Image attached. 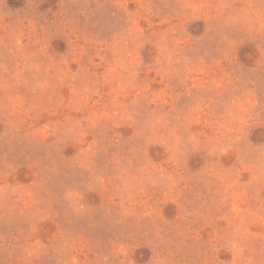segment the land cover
<instances>
[{
	"label": "rangeland",
	"instance_id": "374dc122",
	"mask_svg": "<svg viewBox=\"0 0 264 264\" xmlns=\"http://www.w3.org/2000/svg\"><path fill=\"white\" fill-rule=\"evenodd\" d=\"M0 264H264V0H0Z\"/></svg>",
	"mask_w": 264,
	"mask_h": 264
}]
</instances>
